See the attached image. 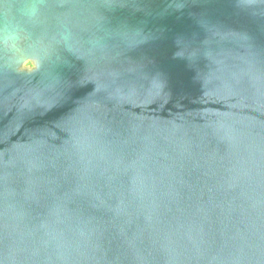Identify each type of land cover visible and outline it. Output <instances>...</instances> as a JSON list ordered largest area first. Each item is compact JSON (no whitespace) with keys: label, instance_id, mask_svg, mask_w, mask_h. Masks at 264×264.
Returning <instances> with one entry per match:
<instances>
[{"label":"water","instance_id":"95a60500","mask_svg":"<svg viewBox=\"0 0 264 264\" xmlns=\"http://www.w3.org/2000/svg\"><path fill=\"white\" fill-rule=\"evenodd\" d=\"M0 264H264V0H0Z\"/></svg>","mask_w":264,"mask_h":264}]
</instances>
